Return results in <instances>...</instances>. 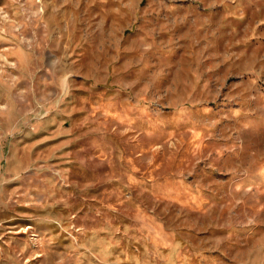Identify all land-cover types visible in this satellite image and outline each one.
I'll return each mask as SVG.
<instances>
[{"label":"rangeland","instance_id":"rangeland-1","mask_svg":"<svg viewBox=\"0 0 264 264\" xmlns=\"http://www.w3.org/2000/svg\"><path fill=\"white\" fill-rule=\"evenodd\" d=\"M0 264H264V0H0Z\"/></svg>","mask_w":264,"mask_h":264}]
</instances>
